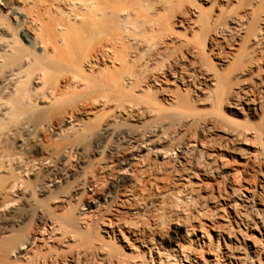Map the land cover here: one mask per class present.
Segmentation results:
<instances>
[{
  "label": "bare ground",
  "instance_id": "bare-ground-1",
  "mask_svg": "<svg viewBox=\"0 0 264 264\" xmlns=\"http://www.w3.org/2000/svg\"><path fill=\"white\" fill-rule=\"evenodd\" d=\"M201 1L207 0H76L72 16L79 26L74 29L80 28V32L72 29L77 34L75 38L83 39L89 32L94 34L93 31L102 37L100 47L80 57L68 46L69 34L65 29H61L65 51L59 46L51 49L49 40L43 36L50 26L47 29L40 17L36 20L37 16L20 19L23 8L11 9L13 28L26 29L32 25L38 38L36 46L44 49L47 60L77 64L75 74L66 81H48V68L38 69L40 74L34 72L33 77L39 89L26 88L30 85L28 69L39 55L31 51L27 56H18L17 42L20 48L27 49L20 30L16 31L18 41L15 36L6 37L9 28L0 21V121L5 123L0 127V182L3 173L11 176L0 186V264H75L87 260L98 264H183V260L187 264H264V218L257 217L264 213V201L260 194L256 196L236 181V170L227 171L232 176L224 186L228 191L222 195L221 186L215 182V188L206 172L215 166L223 170L229 163L213 150L217 146L215 141L207 140V143L198 136L199 130L205 129L242 142L247 150L238 153L234 150L242 162L246 164L253 157L264 165L261 139L264 132L229 126L222 114L224 107L238 105L241 99L246 100L249 110H260L255 100L245 97L248 83L231 81L244 69L229 76L221 74L211 65L205 50L206 43L215 46L232 35L233 41L244 39L252 50L263 45L264 0H250L245 7L233 5L238 0H225L230 5L217 7L210 14L202 9ZM176 21L185 22L183 29L192 32V36L177 32ZM173 39L183 40L194 68L208 79L210 87L201 94L203 103L210 109H198L195 102L199 99L192 96L195 93L190 90L182 93L174 86L175 83L185 86L186 80L195 88L198 78L191 75L186 79L183 71L175 67L178 50L176 59L174 55L163 57L169 49H161ZM249 51L245 50L246 55ZM166 59L174 61L167 63ZM147 79L153 84L146 86ZM152 85L156 88L151 90ZM44 88L47 93H42L43 98L57 109L52 118L33 123L26 110L33 107V95ZM78 88L87 93H65ZM74 94L82 97L75 103L67 102ZM49 131L52 140L45 147V163H41L42 169L36 173L29 167L31 162L27 157L1 146L7 139L25 133L26 138H16L21 143L18 147L22 148L26 142L35 143ZM107 170L113 172L111 191L91 201L93 213H86L79 206L72 210L75 213L59 212V207L69 203L75 189L85 187L93 192L97 174ZM24 172L32 176L30 184L19 177ZM59 176L66 179L76 176L77 181L73 188L71 185L53 196L55 190L51 187ZM170 177L174 178L170 187L175 193L168 195L170 190L166 194L162 188H166L164 181ZM147 184L151 189L156 188L158 195L164 191L157 197L160 206L157 216L180 212L183 207L182 203L179 206L178 197L185 192L192 195L191 192L202 190L207 202L219 197L221 203L218 207L212 205L213 214L207 215L206 211L212 210L206 209L192 216V220L209 216L206 222L193 220L195 223L191 221L187 226L186 221L191 217L185 213L189 218H181L182 221L179 218L171 233L166 234L168 237L163 238L159 233L161 216L152 222V227L145 224V228L130 217L142 208ZM14 203L20 209L6 210ZM62 207L63 210L65 206ZM253 211L257 212L258 221L249 219L248 213ZM16 223L30 228L15 233L10 226ZM146 227L151 232L159 231L154 233L157 239L148 235L150 231ZM136 252L142 257L132 255Z\"/></svg>",
  "mask_w": 264,
  "mask_h": 264
},
{
  "label": "rangeland",
  "instance_id": "rangeland-1",
  "mask_svg": "<svg viewBox=\"0 0 264 264\" xmlns=\"http://www.w3.org/2000/svg\"><path fill=\"white\" fill-rule=\"evenodd\" d=\"M73 2L75 4L76 0H0V21H3L4 23H6V25L9 28V34L6 37L12 38L15 36L14 38L17 39V41H18L19 38H18L17 32L20 30L19 33L22 34L21 39L24 42V44L27 46V49H24V48L22 49V48H20L19 42H17L16 47H18V49L20 50V52H18L19 53L18 56H27L30 54L31 51H35L39 55V58L36 59V62L33 63L28 69V73H29L28 76L29 77L27 76L28 77L27 80H28V84L30 83V85L29 86H27L28 84L25 85V87L27 86L26 87L27 89L28 88L30 89V87H33L34 89H39L37 87L38 81L35 80V78H36L35 76L33 77L34 72L37 74H40L38 69H40L42 67L48 68V72H49V74H48L49 80L48 81H54V80H58V79L60 81H66L71 75L75 74L77 64L68 63V61L65 62V61H60V60L59 61L47 60L45 58L44 49L38 47V45L36 46V42H37L36 40L38 38H36L37 33L35 31H33L34 27L32 25H27L28 27L26 29L25 28L22 29L21 27H18L19 29L13 28V25L15 27V23L12 20L13 13H12L11 9L17 8V10H19L20 8L21 9L23 8V10H21V12L23 11V15H19L20 19L23 20L26 17L31 18V19H33V18L35 19V17L37 16L36 20L41 18L39 21L40 22L43 21L45 24H43V22H42V24L45 27H47V29L50 26V28L53 29V33H52L51 29H48V32H50V33H48L45 30L47 32V34H46V32H44L43 36L46 40L47 39L49 40L48 42H49L51 49L54 46H59V48L62 52L65 51V48H66L65 44H63V45L61 44V41H62L61 36L63 34L62 33L63 30H61V29H65L64 31L68 32V34H69L68 46L71 47L80 57L84 54H87L91 49L100 47V44H101L100 42L102 40L101 39L102 37H99L98 33H97L98 34V36H97V34H95L96 32L93 31L94 34H92V32L91 33L89 32L90 34L87 33L88 36H85L86 38L83 37V39L82 38H79V40L76 39L77 34H74V33L78 28L77 29H74V28L79 27V26L76 25V23H74L75 18L72 16L73 15L72 14V12H73L72 8L75 7V6H73ZM237 2H234L233 5L245 7L246 5L249 4L250 0H238ZM228 4L229 3L226 2L225 0H207V1H201L200 2L202 9L205 11V13H208V14H210L211 12H214L217 7L226 8ZM17 20H18V18H17ZM175 23L177 25H174V29L177 32L183 34L185 37L186 36L187 37L192 36L191 35L192 32H190L188 30L186 32V30L183 29V28H186L185 22L182 21V24H181L180 22L177 23V21H176ZM68 25H72V26H70L71 28ZM66 27L69 28L68 31H67ZM55 29H57V30L55 31ZM72 29L75 30V31L73 30L74 33H72L73 32ZM49 30H51V31H49ZM78 30L77 31L80 32V28ZM232 36H229L231 38L228 37V40L223 41L221 43H218L215 46H212L211 43H206L205 50L207 52L208 58L211 61L210 62L211 65L213 64L212 66L214 67V69L221 74H226V76L231 75L232 72H239V71H241V69H244L242 74H237V76H235L236 79L233 80L231 78V81L233 83H241V82L245 83V84L248 83V89L249 90L246 93L245 97H246V99L250 98L251 100H255V102L257 103L260 110H256L255 112L249 110L247 108V106L245 105L246 100L241 99V100H239L238 105H233L231 107H224L222 109V114L225 116V118H226L225 122L229 126H234L237 128H249L251 130H259V131L264 132V44L261 45L259 48L252 50V49L247 47V45L244 42L245 41L244 39H242V40L236 39L237 41L236 40L233 41L234 38H232ZM195 38L197 39L198 37L195 36ZM182 42H183V40H179V39H173L171 41H167V44H168L166 46L167 48L165 47V48L161 49V51H166V49H169V51L166 52L163 55V57L167 56V55L168 56L174 55V57L176 59V53L178 52L177 55H179V57L175 60V62L177 61L175 67L178 70L183 71V76L186 79H189V77L191 75L197 76L198 79H197V82H195V86H196L195 88L193 87L192 82L187 83L186 80H185L186 84L184 83L185 86L180 85V83H175L174 86L176 87V89H179L182 93L184 90H190V93H195L192 96L193 97L195 96L196 99H199V102L198 101L195 102V106L201 110H208V109H210V107L208 105H206L205 103H203V95L201 93H204L203 91H206V90L208 91L210 84L208 82V79L202 77L199 74V72L194 68V66L192 64L193 59L188 54V48L183 46ZM18 49H17V51H18ZM176 50H178V51L175 52ZM245 50L246 51L251 50V51L247 52V55H251L250 57L246 55ZM243 53L248 58L246 56H244ZM249 60L251 63L248 62ZM165 61L167 63H170L171 61H174V59H171V61H170V59H166ZM166 62H165V64H166ZM249 65H251V66H249ZM27 80L25 81V84L27 83ZM148 83L153 84L152 81L147 79L145 81L146 86ZM155 88H156V86H154V85H152L150 87L151 90L155 89ZM44 92L47 93L46 88H44V90H38L37 94L35 96L33 95V97L31 98V100H34L33 102L31 101V106H33V107L30 106L31 108H28L26 110V112L31 117V120L33 121V123H38V122L42 121L43 119H50L54 115V112H56L55 110L57 109V107L47 104V102H46L47 100L45 98H43L44 95L42 93H44ZM65 93H87V92L84 89L78 88V90L77 89L67 90ZM150 93H153V91H151ZM241 95H243V94H241ZM81 97H82L81 95L78 96V94H76V95L74 94V96H72V97L69 96V99L66 98V100L68 99L69 101L67 100V102H69V103L70 102L75 103ZM67 105L68 104H66V106ZM62 106H58L60 108V110L63 109ZM66 106H64V108ZM2 126H5V123L0 121V127H2ZM201 130H199L198 136L202 140H204V139L206 141L210 140L211 143L216 142L215 145H217V146L213 147L214 148L213 150L216 151L217 156L223 157L222 158L223 160H227L226 162H228L229 163L228 166H230L229 168L227 166V168H225L223 170L220 168L216 169V166H215V167L211 168L213 170V171L211 170L212 172L209 171L210 168H208V170H207L208 175L206 172V177L208 176V179H210L209 181L213 184L216 182L215 184L220 185L221 189H222L221 191L223 193L222 195H224V193H226V191H228L227 189L225 190L224 186L227 183V181L229 179H231V176H232L230 173H229L230 174L229 175L227 171H230L231 173L233 171L234 172L237 171L236 172V181H238L239 184L242 185V187H244L245 189H247L249 191L251 190L250 192H253L255 195L257 194L256 196H258L260 194L259 195V196H261L260 198H262V200L264 201V165H262L260 163V161H258L257 159L255 160V158H253V157H251L252 161L250 159V161L248 160L249 162L246 164H245V162H242V159H240L238 157L237 153H238V150H242V151L247 150V146L244 143L238 142V141H233L230 139H226V138H223L222 136L220 137L215 131H212L209 133V132H206L205 129H201ZM203 130H205L206 134L203 132ZM200 132H202V133H200ZM51 133H52V131H49L45 136L44 135L41 136L38 139V141H36L35 143L24 141L26 143L24 145H22V148L18 147L21 145V143H19L16 140V138H18V137L19 138H26V135H25V133H19L17 136H13V137L7 139L6 141H4L1 146L3 147L4 150H7L8 152L21 153L25 157H27L29 159V161L31 162L30 164H32L31 166L29 164V167H31V169H33L34 173H36L40 169H42L41 163H43V164L45 163V161H44L45 157H46V154H45L46 148L45 147L51 139L50 138ZM200 134L202 136H200ZM261 139L263 140V143H264V135L262 136ZM207 143H209V141H207ZM211 148L212 147H210L209 149L212 150ZM210 172H211V174H210ZM112 173L113 172H111V170L110 171L107 170V171L100 172L99 174H97L96 189L94 188V190L96 192L94 190H93V192L89 191V189H87V188L85 189V187L75 189L77 191L74 190V192H73L74 194L72 193L71 198L69 199V201H67L69 203H65L66 205H62L63 207L65 206L64 208L61 206L63 208V210L61 209V207H59V210H60L59 212L62 213L61 211H63V214H65V213L67 214L68 212H65V211L68 210L69 213H70V211H71V213L72 212L75 213L74 212L75 208L77 210L79 207H81V208L83 207L85 209L86 213H90V212L93 213L94 211L92 212V210H95V209H93L94 204H92V202H95L96 200H98V198H101L107 192L111 191V184L113 182V174ZM2 176L3 177H2V181L0 182V184H1L0 186L5 185V183L11 178V176L6 174V173H3ZM19 177L24 182H26L27 184L31 183L32 176L27 174V172L20 173ZM167 179H165L163 186L166 188L168 186V188L167 189L162 188V190H165V191L170 190L169 193L167 191L165 192L166 194L168 193V195H169L174 189L173 187H170L174 183V178H171L169 181ZM54 181L56 182L55 183L56 186L54 184H52L53 187H51V190H53V191L55 190L54 192L52 191L53 192V193H51L52 195L53 194L54 195L59 194V192H61V191L63 192V191L70 189L71 185L73 188V186H75V184H76L75 181H77V179H76V176L68 178V179L64 178V176H59V177H56L54 179ZM147 186H146L147 189L146 188L145 189L148 192L145 190L146 192L144 193V195H145L144 199L145 200L143 201V198L141 200V201H143V202H141L142 208L140 206L138 214H134L131 216L129 215V216L133 219V222L140 224V226L142 225L144 228H145V224L147 226H148V224L151 225V224H153L152 222L154 220L158 221V219L162 218L161 221L162 220L164 222L166 221L165 223H163V221L161 222L162 227H160V229H159L160 232L158 230L151 232L152 230H149L150 229V228H148L149 226L146 227V228H148V231L151 232L150 233L146 230V232H148V235L150 237H154L155 239H157L156 234H159V233H160L161 237H163V238H164V236H166V234L169 235L171 233L174 225L176 224V222H178L181 218H184V219L189 218L188 215L185 216L186 214H189L191 217V218H189V221H186V224L188 223L187 226L189 225V222L191 223V221H192L191 224H194L196 222V220H200L202 222H206V220H210L209 216L208 217L198 216L199 219L198 218L196 220L193 219V220H195V222L193 223L192 218L194 216H196L197 214H202V212L206 211V209L209 210L214 205H216L218 207L219 206L218 203H221L220 202L221 199L219 197H218V199L215 197L212 199H209V201L207 202V200L205 199L206 193H205V191L201 192L202 190L197 191L195 193L191 192L192 195H190V192H187V194L185 192V193H181V196H179L183 200H181L178 197L179 206H181V203H182L183 209L179 208L180 212H178L174 215L173 214L170 216L168 215V217H167V215H164L166 218L163 215H160V213H159V215L161 216V218H160V216H157L158 215V213H157L158 209L160 208L159 202L157 201V197L161 193H164V191H162L160 189L162 192L160 191L161 193H159V195H158L159 191H157L156 188L154 189V187H152V189H151V186L149 184H147ZM215 188H216V185H215ZM90 189H92V188H90ZM223 191H225V192H223ZM173 192L175 193V190ZM173 192L171 194H174ZM199 192H201V193H199ZM99 193H101V194H99ZM194 194H196L197 196H195ZM201 194L204 197V199H202ZM214 195L218 196L216 191H214ZM42 198L44 199V197H42ZM43 199L41 201L45 202ZM203 200L204 201L206 200V202L204 203ZM257 202L258 201L255 200L256 207H257ZM183 203L186 205H184ZM197 205H199V206H197ZM155 207L157 208V210H155L156 209ZM9 209L10 210L20 209V206L17 203L10 204L6 210H9ZM212 209H210V210H212ZM72 210H74V211H72ZM185 210H186V212H185ZM199 211H200V213H199ZM206 212L208 213L207 215H209V212L214 213L213 210L212 211H206ZM156 213H157V215H156ZM252 213L251 212L248 213L249 219L252 218L251 219V220H253L252 222L258 221V219H256L257 212L253 211ZM156 216H157V219H154V217L156 218ZM163 217L165 218V220L163 219ZM176 217H178V219ZM185 217H187V218H185ZM257 217L264 218V213L262 212L261 215L258 214ZM144 218H146L147 220L146 219H145L146 221L143 220ZM167 218L170 222L167 220ZM203 218H206V219H203ZM214 218H215L214 220L219 221L216 218V216H214ZM184 219H183V221L185 222ZM167 221H168V223H167ZM171 221H172V223H171ZM174 221H175V223H174ZM181 221H182V219H181ZM151 227H152V225H151ZM10 228H12V230H14L15 233H18L20 231L29 229L30 226L27 227V225H24L22 223H16V224H11ZM154 233H156V234H154ZM168 235L166 237H168ZM205 243L207 244L208 241L205 240ZM197 247L198 246L195 244L194 248L196 249ZM204 252H206V250ZM139 254L140 253L136 252L135 254L133 253L132 255H136V256L138 255L139 256ZM204 256L205 255H203V258H204ZM140 257H142L141 254H140ZM140 257L138 259L141 260ZM198 261H200V260H198ZM181 262H182V260H181ZM184 263L187 264L183 260V264ZM75 264H98V262L93 261V260H87V261H80L79 263H75ZM194 264H196V263H194Z\"/></svg>",
  "mask_w": 264,
  "mask_h": 264
}]
</instances>
